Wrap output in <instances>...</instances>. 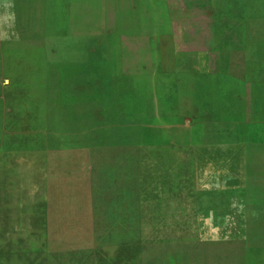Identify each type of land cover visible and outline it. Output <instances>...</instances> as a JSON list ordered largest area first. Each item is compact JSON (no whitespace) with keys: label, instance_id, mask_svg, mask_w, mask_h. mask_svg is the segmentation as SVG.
<instances>
[{"label":"rangeland","instance_id":"rangeland-1","mask_svg":"<svg viewBox=\"0 0 264 264\" xmlns=\"http://www.w3.org/2000/svg\"><path fill=\"white\" fill-rule=\"evenodd\" d=\"M112 1L132 0H86L87 8L81 11L73 9L76 0H54L56 32L67 29L72 37L56 38V52L71 49L72 60H78L85 47L89 61L107 43L117 50L114 66L98 72L88 66L85 84L84 76L74 70L71 81H65L68 89L56 91V98L62 92L70 96L68 113L55 108L51 121L11 119L5 123L6 136L0 135V146H50L56 151L84 145L124 146L140 152L139 147H146L151 155L145 179L149 174L151 192L157 194L140 202L134 222L120 217L114 201H103L102 209L94 201L100 193L117 197V181L110 174L118 171L94 169L91 153L84 167L77 164L78 154H55L64 159L50 167L55 174L51 191L46 185L38 191L44 216L36 224L29 203L22 202L28 209L16 219H7L0 239L9 248L16 241L9 239L20 237V256L26 258L41 256L50 242L58 249L87 241L101 248L98 256L107 259L106 264H264L263 203L248 200L252 195L238 200L237 192H228L229 177L222 159L216 158L222 156L223 147L264 146L261 76L244 72V66L243 74L233 72L234 67L230 74L207 73V59L194 57V18L207 17L206 11L142 6L116 10L107 6ZM93 2H102V8L89 9ZM68 17L71 26L66 28L62 21ZM80 18L86 19L85 25H73ZM79 29L86 32L85 37ZM224 79L228 87L244 84L246 97L223 105V99L209 89L220 88ZM80 85L87 89H79ZM80 101L86 105L87 116L78 110ZM103 172L109 177H101ZM142 172L136 169L135 177ZM40 181L46 179L40 177ZM18 188L22 197L31 195L30 185ZM48 193L57 201L47 202ZM242 219L245 232L234 224ZM15 226L22 232H10ZM3 252L0 248V257L6 256Z\"/></svg>","mask_w":264,"mask_h":264},{"label":"crops","instance_id":"crops-1","mask_svg":"<svg viewBox=\"0 0 264 264\" xmlns=\"http://www.w3.org/2000/svg\"><path fill=\"white\" fill-rule=\"evenodd\" d=\"M88 6L89 9H97V6L102 8L103 3L93 2ZM107 6L116 10L140 9L142 6L146 9L206 11L207 17L194 18V57H205L207 73L213 75L230 74L232 67L235 68L233 72L243 74L241 67L244 66V72L261 76L258 90H264V0H150L145 4L132 0L130 3L112 1ZM75 8L79 11L85 10L86 0H76L73 5V9ZM85 20L80 18L79 23L77 21L73 25L83 26ZM62 24H65L66 28L70 27V17L64 19ZM165 24L167 25V21ZM55 26L54 0H0V135L2 136H6L5 123L11 119L51 121L54 119L55 108L67 114L69 111L67 107L71 104L70 96L62 92L58 94L59 98H56V91L68 89L65 81H71L74 70H78L84 76L85 84L88 66L95 67L92 70L96 72L100 68L114 66L113 59L117 50L115 45L110 47L107 43L103 48L95 50L97 55L89 61L85 47L78 50V60H72L73 57L75 58V53L71 49L64 48L56 52V38L71 40L72 37L70 38L71 34L68 33L70 30L56 32ZM78 33L83 37L86 35V32H81L80 29ZM75 36L77 35L73 34V38ZM242 57V61H237ZM109 73L112 74V71ZM225 80L220 88L209 89L212 95L223 99V105L230 104L229 100H241L246 97L244 84L238 83L228 87ZM97 87L99 88V85ZM83 88L87 89L85 85L82 87L80 85L79 89ZM83 96L85 97L86 93ZM78 104L80 114L87 116L85 103L80 101ZM135 148L84 145L56 151L50 146H34L29 149L19 146H0V233H6L8 218L16 219L22 215L23 210L28 209L22 202L29 203L30 217L36 224L39 217L44 216V209L40 210L39 202L42 199L39 198L38 191L40 185H46L50 188L48 191H51L55 174L50 167L56 160L64 159V156H55V154H78L77 164L84 167L87 163L86 155L91 153L94 155L89 159L94 169L118 171L110 174V177L117 181V197H105L100 193L94 201L100 204L101 209L103 201H114L117 203L118 211H121L120 217H131L134 222L133 219L138 216L135 215V211L138 212L140 209V202L150 201L151 195L157 194L151 192L149 174L146 179L144 174L145 169L149 170L151 151L146 147H139L142 152L136 151ZM141 153L142 157L139 156ZM219 155L222 156L216 158L222 159V168L230 180L231 186L228 187V192H237L238 200L241 196L247 200L248 195H252L253 198L248 200L262 202L264 215V146L223 147V152ZM139 157L143 162L139 161ZM136 169H142L143 179L142 176L135 177ZM64 175L66 176V174L60 176ZM100 175L109 177L104 172ZM40 177L46 181H40ZM21 185L32 187L29 197H22L23 192L18 188ZM83 191L85 192L84 189ZM153 191L157 192L158 189ZM83 195L82 200L86 201L87 198L85 194ZM45 200L50 203L57 201L52 193H48ZM148 217L150 218L149 215ZM234 224L237 225V230L245 232L243 229L246 226L245 219L235 220ZM10 232L16 235L22 232V228L15 226ZM37 232V229L34 230L35 234ZM17 239L21 238L15 236L9 239L16 240L9 248H6V243L0 239V248L4 249L3 253L6 255L0 257V264H106L104 262L108 261L98 256L101 248L87 241L58 249L50 242L41 256L26 258L20 256L22 247ZM261 249H264V246Z\"/></svg>","mask_w":264,"mask_h":264}]
</instances>
